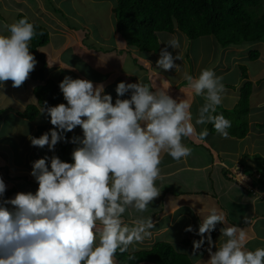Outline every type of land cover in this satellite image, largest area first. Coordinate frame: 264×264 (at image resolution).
<instances>
[{
  "label": "clouds",
  "instance_id": "clouds-1",
  "mask_svg": "<svg viewBox=\"0 0 264 264\" xmlns=\"http://www.w3.org/2000/svg\"><path fill=\"white\" fill-rule=\"evenodd\" d=\"M3 31L8 34H0V86L11 80L13 87H20L37 63L30 42L43 32L37 33L27 16L5 23ZM168 46L180 49L179 39L167 41L157 67L178 70L175 61L183 57L179 52L174 56ZM184 79L190 94L204 99L195 124H211L223 138H229L231 121L216 114L226 92L223 76L205 68L198 77L185 72ZM59 87L67 103L40 108L54 126L50 138L44 133L32 137L31 144L47 145L54 151L57 143L68 142L64 133L77 126L82 127L83 138H73L80 145L72 152L73 162L56 155L32 162L31 175L38 183L35 193L18 192L14 198L2 199L6 184L0 178V264H116L117 250L129 253L128 261L134 260L131 252L152 235L155 223L151 217H140L129 225L122 216L129 209L146 212L159 196L156 181L161 179L162 153L177 162L186 161L193 150L182 138L203 142L208 129L197 133L192 100L174 99L168 92L170 86L153 91L142 82H120L115 103L102 83L66 76ZM129 91L130 98H120ZM245 180L240 173L238 182ZM195 200L204 204L203 199ZM208 213L198 229L202 238L193 241L194 254L208 233L207 264H264V248L248 250L252 237L238 226L221 228L226 239L212 251L210 234L217 224L226 222V216L216 206ZM185 231L194 229L189 225Z\"/></svg>",
  "mask_w": 264,
  "mask_h": 264
},
{
  "label": "crops",
  "instance_id": "crops-1",
  "mask_svg": "<svg viewBox=\"0 0 264 264\" xmlns=\"http://www.w3.org/2000/svg\"><path fill=\"white\" fill-rule=\"evenodd\" d=\"M80 2L89 3L87 8L89 14L85 15L84 12L75 8L78 14L85 15L81 34L77 33V30H73V26L62 23L63 21L59 22L57 30H54L52 34H58L59 36L64 34V39L66 38V40L61 44L62 50L68 46L79 49L81 59L77 64L87 61L88 66H92L93 73L88 76L83 74L78 69L79 66L73 64V61L70 64H66L61 60L56 65L49 66L48 60L52 58H46L47 55L42 52L45 54L46 62L45 78L58 82L63 74L62 78L68 76L73 79H87L92 81L94 85L102 83L104 92L112 96L113 103H115L117 98L116 87L120 82H142L148 84L151 90L170 86L168 92H173L178 96H185V99L192 100V123L197 133L204 128H207L209 132L203 142H197L195 137L182 138L185 146L193 150L186 161L182 159L177 162L167 153H162L161 179L156 181L160 194L149 205L146 212L139 213L134 209H129L126 219L130 221L129 225L136 218L151 217L155 223V227L150 230L152 235H158L160 231L166 230L165 217L172 215L177 208V205L175 207L171 205L168 209L163 207L162 199L164 195L166 192L173 190V188H168L169 184L177 187L187 185L191 175L194 173V178H197L198 181H195L194 186L189 187L187 185V189L191 191L190 193L195 192L213 196L218 209H221L224 213L230 211L228 215L231 218L228 219L226 217V221L231 222L232 226L244 228L249 236L252 237L246 248L251 250L258 241L262 243L260 246L257 245L254 250L264 248V182L262 184V181L259 180L261 165L256 159V156H260L264 160V48L262 56L260 55L255 63L250 66V68L256 66L253 71L246 69L248 79L253 82V91L249 97V111L246 116L247 133L242 138L229 135V138L225 139L215 129L209 128L211 124H195L198 109L203 105L204 99L201 96L190 94L187 81L184 79V73L187 72L193 77H198L200 74L199 70H194L192 73L191 70L186 68V62L181 60H178L179 62L175 61L179 65L178 70L166 71L158 68L156 64L158 59L156 57L152 59L148 56L149 52H140L137 48L128 46L118 31H116V25L110 20V13L112 14L113 7L111 0H80ZM40 10L46 16L55 15L58 12L49 7H41ZM103 11L107 13L105 20L102 22L101 14ZM37 15L41 16L40 13H37ZM91 24L98 26L100 30L98 35L101 36L103 43L96 45L86 44L90 42L88 38L89 31L88 29L86 30V27ZM84 31L87 32V36L83 35L82 32ZM48 32H50V29H48ZM50 35L49 33L48 44L50 43ZM39 49L42 48L39 47ZM156 53L154 52L155 55ZM49 55H51V52ZM60 56L61 54L58 55L57 59L62 57ZM35 59L37 63L34 70L42 65L39 59ZM28 79L31 81L29 87L30 91H32V87L36 82L30 77ZM153 79L157 80V83H153ZM241 80L244 79L241 77ZM7 83L10 84L8 89L12 90L6 89ZM240 85L239 83L233 86L235 93L234 102H231L233 98L231 93L225 92L222 101L224 106L222 104L219 105L217 110L234 109ZM15 88L20 87H13L11 80L0 86V178L6 184L5 192L9 193L5 199L14 198L18 192L35 193L38 183L31 175V163L46 156L51 158L54 155V151L50 150L47 145L41 148L31 144V138L35 137L40 126H44L45 129L41 131L37 138L44 133H49L50 138V132L54 127L50 123V117L45 113H41L40 110L32 120L21 117L18 111L23 110L28 104L36 103V98L31 92L33 95L32 99L22 106H17L16 98L13 96ZM24 93L27 94L26 92ZM130 95L131 92L129 91L120 98H130ZM60 103L66 104L67 102L64 100ZM232 118L228 116L227 119L231 121ZM72 131L83 137L81 126H77ZM212 136H215L214 139H212ZM46 163L50 168V159ZM240 173L246 177V180L242 183L238 182ZM177 179H180L178 185L176 184ZM253 187L262 192L260 198H253L250 193L245 191V189ZM204 204L206 207H204ZM204 204L196 209V212L204 213L209 205L208 203ZM7 206L9 208L13 207L12 205ZM163 217L164 219H162ZM245 217H247V223Z\"/></svg>",
  "mask_w": 264,
  "mask_h": 264
},
{
  "label": "trees",
  "instance_id": "trees-1",
  "mask_svg": "<svg viewBox=\"0 0 264 264\" xmlns=\"http://www.w3.org/2000/svg\"><path fill=\"white\" fill-rule=\"evenodd\" d=\"M112 15L116 22V29L126 44L135 47L140 52H157L159 32L174 33L179 31L189 40L212 35L222 47L254 45L251 43L260 42L264 39V0H113ZM26 16L18 13L16 21ZM32 22L36 32H43V35H36L30 42V51L39 59L42 65L33 70L29 77L36 82L32 87V93L36 103L25 106L18 114L21 117L32 120L40 108L51 107L64 101V95L58 82L46 79L44 76L46 62L45 54L38 50L49 41L48 29ZM250 47V46H249ZM245 58L256 60L260 56L257 49H249ZM243 55V56H244ZM242 84L239 87V94L233 110L218 109L216 114H223L225 118L233 117L232 126L228 129L229 135L242 138L247 133L246 116L249 111V97L253 91V82L248 79L246 66L237 63ZM209 128L214 129L211 125ZM45 129L40 126L35 134L37 138ZM211 131V130H209ZM68 142L57 143L54 155L66 162H73L72 152L79 147V141L72 142L73 138H83L79 134L70 131L64 133ZM261 165L259 180L264 182V160L256 156ZM244 189V188H242ZM253 198H260L262 192L258 189H245ZM6 193V192H5ZM212 241L216 235L215 230L211 232ZM207 236L204 238V245L208 244ZM193 240L182 238L180 243L193 247ZM134 260L128 261L129 253L121 254L118 250L115 255L117 264H193L189 257L179 252L169 241L157 240L150 247L131 252Z\"/></svg>",
  "mask_w": 264,
  "mask_h": 264
},
{
  "label": "rangeland",
  "instance_id": "rangeland-1",
  "mask_svg": "<svg viewBox=\"0 0 264 264\" xmlns=\"http://www.w3.org/2000/svg\"><path fill=\"white\" fill-rule=\"evenodd\" d=\"M111 1L113 2V0ZM41 7H49L57 10L58 12H56L55 15L52 14L46 16L40 10ZM88 7L89 3H82L80 2V0H0V34L7 35L8 33L3 31V25L5 23L11 24L13 22H16L17 14L24 13L33 22H37L45 26L47 29H50V43L41 46L42 49H39L41 52H44L47 55L46 58H52L51 60L49 59L50 61L48 60L49 64L54 66L58 61L61 60L66 64H70V62L73 61V64L75 66H79L78 69L81 70L83 74L88 76L93 73V68L92 66H88L87 61L77 64L81 59L80 50L73 46H68L67 48L62 50L61 44H63V42L66 40V38L64 39V34L61 36H59L58 34H52L54 30H57L59 22L62 21V23H64L65 25L73 26V30H77V33L81 34L83 22L85 21V15L87 13L89 14V10L87 9ZM75 8H78L79 11L84 12L85 15L78 14V11ZM37 13H40L41 16L37 15ZM106 13V11H103L101 14V17L103 18L102 19L100 17L102 22L106 18ZM110 20H112L113 24H116L114 16L111 13ZM87 29L89 31L88 38L91 42V44L90 42H87V45H96L103 43L101 41V36L98 35V33H100V30L97 25H88L86 27V30ZM82 33L83 35H88L86 31ZM157 36L159 41V50L157 51L156 55L153 52H149L148 56L150 58L154 59L156 57L157 59H159L160 50L166 46L167 41L173 37L178 38L180 42V49L174 50L170 46H168V50L172 52L174 56L177 52H179V54H181L183 57L181 61L186 62V68L191 70L192 73L194 70L201 71L205 68H212L217 76H223V83L226 86V93L229 94L230 92L233 97L231 99L232 103L234 102L235 97L233 86L238 85L239 83L242 84L237 63L244 64L247 70H250L252 72L256 66L252 68H250V66L255 63L256 60H250L248 57L245 58L244 54H248L249 49H257L258 51H260V55L262 56V51L264 48V39L260 42L251 43L254 45L246 44L241 46L222 47L218 44V42L212 35L199 37L194 40H189L183 33L179 31H175V33L172 34L168 32H159ZM50 52L51 55H49ZM59 54H61L62 57L60 56L61 58L57 59ZM62 77L63 74L60 78ZM30 82L31 81L27 79L22 84V86H20L21 89H14L13 96L16 98L17 106H22L32 99L33 95L29 87ZM152 82L157 83V80L153 79ZM7 84L8 85L6 86V89L9 91L12 90L8 89L10 84ZM23 91L27 94H25ZM169 95L177 100L185 99V96H178L173 92H169ZM222 105L224 106L223 103ZM233 119H231V124ZM214 137L215 136H212V139H214ZM194 177L195 174L193 173L190 177L189 183L187 184L189 187L194 186L195 181H198L197 178L195 179ZM178 183H180V179L176 180L177 185ZM187 185H180L177 187L176 185L169 184L168 188H173V190L166 192V194L164 195L162 199L163 207L165 209H168L171 205H173V207L177 205V208L173 211L172 215L165 217L164 222L166 223L165 227L167 225V229L160 231L158 235L153 234L149 238H146L143 243L137 245V250L148 248L157 240L169 241L175 249H177L179 252L185 253L193 262V264H207V261L210 259V253L207 250L209 245L206 247H201L194 254L193 247L182 245L180 243V240L182 238H189L193 240H200L202 238L198 234L199 225L202 222L201 220L209 214L208 209H210L212 206H216L215 200L213 196H210V194L205 195L195 192L190 193L191 191L187 189ZM180 191H182V193H180ZM8 195V192L4 193L2 199L7 198ZM195 199H203L204 203L209 204L204 213L196 212V209L200 208L203 203ZM193 205H195V207H193ZM219 210L222 211L221 209ZM127 212L128 211H126L122 216V219L125 223L128 222L129 224L130 221L126 220L128 216ZM228 214H230V211L225 213V216L230 219L231 217ZM162 219H164V217ZM189 225L193 227L194 231H185L186 227H188ZM229 226H232V224L231 222L229 223L227 221L224 224L216 225V236L212 245V251H216V245L219 246L226 239L225 237L221 236V228ZM206 235L207 233L204 234V238L206 237ZM261 243V241H258L251 250L254 251V248L257 245L260 246Z\"/></svg>",
  "mask_w": 264,
  "mask_h": 264
}]
</instances>
